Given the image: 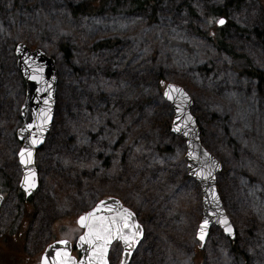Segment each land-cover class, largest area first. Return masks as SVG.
Masks as SVG:
<instances>
[{
	"label": "rangeland",
	"instance_id": "obj_1",
	"mask_svg": "<svg viewBox=\"0 0 264 264\" xmlns=\"http://www.w3.org/2000/svg\"><path fill=\"white\" fill-rule=\"evenodd\" d=\"M85 1L0 0V264H37L54 241L75 244L77 218L109 197L144 228L130 264H264V81L218 48L222 41L264 74V0H151L133 12L127 0H109L101 13L73 16L70 6ZM22 42L53 57L59 75L54 123L35 156L40 186L29 199L16 135ZM166 84L191 95L202 144L223 164L216 185L234 240L219 226L204 246L197 239L202 188L188 174L185 140L172 132ZM17 230L24 235L10 236ZM122 252L115 242L109 263Z\"/></svg>",
	"mask_w": 264,
	"mask_h": 264
},
{
	"label": "water",
	"instance_id": "obj_2",
	"mask_svg": "<svg viewBox=\"0 0 264 264\" xmlns=\"http://www.w3.org/2000/svg\"><path fill=\"white\" fill-rule=\"evenodd\" d=\"M223 20L224 23H218V27L227 23L225 19ZM14 53L17 56L16 65L26 88L25 101L20 110L23 124L16 135L22 143L18 154L23 171L20 189L25 198L29 199L39 188L35 156L44 146L54 123L59 75L55 59L41 49L32 51L22 42L16 46ZM163 96L174 111L172 132L186 142L187 154L184 161L188 174L202 188L203 213L197 229V239L204 246L211 228L219 226L226 237L233 240L236 237V230L223 208L216 185L217 176L222 171L223 165L202 144L201 130L196 117L191 113L193 99L176 84H166ZM4 201V195L0 194V210ZM81 217L84 218L83 221ZM205 220L207 224L204 223ZM76 226L83 230L75 243V248L81 253L80 258L77 260L72 256L73 245L65 239L49 245L43 253L40 264H109L108 257L116 241H119L123 247L119 264H130L145 235L136 214L114 197L99 200L93 209L77 218Z\"/></svg>",
	"mask_w": 264,
	"mask_h": 264
},
{
	"label": "trees",
	"instance_id": "obj_3",
	"mask_svg": "<svg viewBox=\"0 0 264 264\" xmlns=\"http://www.w3.org/2000/svg\"><path fill=\"white\" fill-rule=\"evenodd\" d=\"M108 1L109 0H87L82 3L72 5L70 6L71 14L73 16L85 15V16L91 17L92 15L101 13L102 8L106 6ZM116 1L121 3V2H124L125 0H116ZM127 1H128L129 10L132 12L145 8L149 3L148 1H145V0H127ZM229 1L232 4L239 5L244 0H229ZM218 45H219L218 47L219 50H222V49L227 50L230 56H233V58H235L236 61L239 60L238 63L241 61V63L243 64V67H245L244 71L242 72L240 71L242 74H247L248 76L259 78L260 80L264 81V74H262L259 71L253 70V68L251 67L249 63L248 58H245L242 56L239 57V56L234 55L231 52V50H228V47L224 45L222 41H220ZM61 49L65 51L66 57H68L69 52L67 51V48L65 46H62ZM3 192H4L3 190L0 191V193H3ZM22 201L23 203H26L23 200V198H22Z\"/></svg>",
	"mask_w": 264,
	"mask_h": 264
},
{
	"label": "flooded vegetation",
	"instance_id": "obj_4",
	"mask_svg": "<svg viewBox=\"0 0 264 264\" xmlns=\"http://www.w3.org/2000/svg\"><path fill=\"white\" fill-rule=\"evenodd\" d=\"M230 4H231V2H230ZM226 5H227V3H226ZM227 7H228L229 9H231V5H230V6H227ZM214 16H217V17L219 16L218 19L223 18V15H220V14H218V13H216ZM13 235H14V236H15V235H16V236L19 235V236L21 237V236L24 235V233H22L21 231H18V230H17V231H13L12 233H10V236H13ZM19 236H18V237H19ZM21 245H22L21 243H19L18 246H17V245H16V246L13 245L14 252H15L17 255H18V253H19V254L21 253V251H20L21 248L19 247V246H21ZM75 249H76V248H74V250H75ZM76 250H77V249H76ZM41 257H42V256H41ZM40 260H41V258L39 259V261H38L37 264H40Z\"/></svg>",
	"mask_w": 264,
	"mask_h": 264
},
{
	"label": "snow or ice",
	"instance_id": "obj_5",
	"mask_svg": "<svg viewBox=\"0 0 264 264\" xmlns=\"http://www.w3.org/2000/svg\"><path fill=\"white\" fill-rule=\"evenodd\" d=\"M218 23H220V24H223L224 23V20L223 19H220L219 21H218ZM21 162L23 163L24 162V160H23V154L21 155ZM89 215H91V213H89ZM83 217H81V221H83ZM205 224H207V220H205V222H204ZM98 238H100V237H98ZM201 238H203V237H201ZM83 239V238H82Z\"/></svg>",
	"mask_w": 264,
	"mask_h": 264
}]
</instances>
